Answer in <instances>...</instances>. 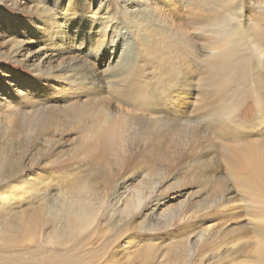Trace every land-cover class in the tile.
<instances>
[{"label":"rangeland","instance_id":"obj_1","mask_svg":"<svg viewBox=\"0 0 264 264\" xmlns=\"http://www.w3.org/2000/svg\"><path fill=\"white\" fill-rule=\"evenodd\" d=\"M124 1L0 0V152L16 162L0 173V231H13L11 241L0 238V264L65 263L73 249L51 243L48 233L80 210L92 217L79 237L94 258L81 254L83 264H208L215 255L218 264H261L264 203L229 174L222 146L239 141L204 127L180 134L173 112L163 117L155 92L165 91V37L156 34L151 48L129 27ZM172 8L166 20L174 31L204 11L195 0H175ZM70 21L77 22L72 30ZM106 24L108 39L97 43ZM48 31L76 37L74 59L95 62L99 85L60 78L67 49L49 57ZM203 44L198 40L199 53ZM131 81L152 90V101L117 93ZM194 91L172 93L180 120L211 103ZM108 127L130 133L118 151L95 137ZM37 172L45 173L39 191L25 186Z\"/></svg>","mask_w":264,"mask_h":264},{"label":"bare ground","instance_id":"obj_2","mask_svg":"<svg viewBox=\"0 0 264 264\" xmlns=\"http://www.w3.org/2000/svg\"><path fill=\"white\" fill-rule=\"evenodd\" d=\"M195 1H201L203 13L200 18L192 16V20H189L191 27L179 25L183 29L178 31L173 30L174 24L166 18L169 17L168 13L174 11L172 5L175 0H126L123 8L129 27H136L143 36L146 35L151 48L155 45L156 34L165 37L162 46L164 62L159 68L161 74L165 73L163 82L160 80V83L165 84V91L159 92L161 96L155 92L156 98L159 97L158 109L166 111L163 117H168V111H172L173 125L178 126L180 134L191 136L199 127H204L214 129L224 137L227 136L226 138L238 140V146L230 142L222 143L227 153L226 168L239 183L258 193L264 203V137H260L264 135V0ZM41 7L42 5L37 4L36 10ZM41 11H46L45 17L51 19L49 9ZM91 13L93 18L95 13ZM38 20L42 29L47 27L41 16ZM76 23L69 22L70 30ZM110 28L109 24L104 26L103 35L97 39V43L103 37L108 39ZM77 31L79 30L75 32ZM50 33L53 32H46L50 38L44 40L50 51L49 57L55 58L67 49L66 64L57 69L60 78L70 85L87 89L99 85L100 76L95 62L91 59H74L75 48L81 47L77 45L76 37L69 32ZM198 40L204 43L205 51L202 53L197 50ZM184 88L185 92L196 90L194 92L203 98L212 100L210 104L207 101L208 108L202 114L197 110L194 118L180 120L176 117V113L181 110L180 102L177 101V95L172 93H178ZM117 93L132 98L138 104L142 100L151 102L154 96L152 90L136 81L129 82ZM75 113H78L77 109ZM129 135L127 128L120 131L108 127L97 132L95 137L101 147L118 151ZM12 162L14 161L0 152V173L9 168ZM37 173L34 180L28 184L26 182L25 186L39 191L38 187L44 181L45 173ZM2 197L3 191L0 189V200ZM91 220L89 212L80 210L69 213L59 229L48 233L51 243L62 248L69 247L70 252L73 249L63 264H83L81 254L85 255L88 251L80 243L79 235ZM29 225L22 226V229L13 225L12 230L17 228L24 231ZM5 230L7 229L0 231V238L5 242L11 241L13 231L9 233ZM92 254L88 252L94 258ZM98 256L99 254L96 255V260ZM215 257L216 255L208 264H218L220 259H214ZM259 257L261 264H264V248L260 250Z\"/></svg>","mask_w":264,"mask_h":264}]
</instances>
